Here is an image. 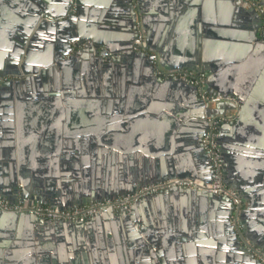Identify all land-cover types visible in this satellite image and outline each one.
I'll return each instance as SVG.
<instances>
[{"label": "water", "instance_id": "95a60500", "mask_svg": "<svg viewBox=\"0 0 264 264\" xmlns=\"http://www.w3.org/2000/svg\"><path fill=\"white\" fill-rule=\"evenodd\" d=\"M240 1L233 0L247 25L238 26L235 17L233 26L240 30L237 40L248 34L245 44L220 41L218 56L210 57L205 43L203 56L194 59L178 48L167 54L175 42L171 22L185 8L181 2L178 10L158 16L154 0H23L13 8L2 0L0 106L23 85L37 92L26 98L59 108L52 125L28 120L26 140L19 123L1 125L0 118V197L12 205L30 199L68 211L166 181L211 184L213 162L203 139L210 120L232 117L217 138L223 182L243 203L241 233L264 251L263 20L248 1ZM155 16L160 25L153 27ZM139 20L155 55L135 50ZM192 28L197 35V24ZM8 53L12 59H5ZM159 68L206 73L204 90L234 101L206 102L189 79L163 80ZM19 76L24 81L13 79ZM35 128L39 135L32 137ZM234 210L228 197L173 187L129 210H107L76 224L0 211V264H58L53 254L64 245L79 246L82 253L92 248L102 264L96 250L105 244L117 250L111 264H261L243 246ZM204 241L212 250L180 252ZM128 248L134 251L128 254Z\"/></svg>", "mask_w": 264, "mask_h": 264}, {"label": "crops", "instance_id": "0c3cea01", "mask_svg": "<svg viewBox=\"0 0 264 264\" xmlns=\"http://www.w3.org/2000/svg\"><path fill=\"white\" fill-rule=\"evenodd\" d=\"M9 1L10 7L13 8L14 6H19L23 0ZM258 1H260L264 6V0ZM178 2H181L185 8L180 10L178 16H175L173 22H171L172 24H176L174 31L175 36L173 38L175 39V42L168 45V55H172L174 50L176 51L178 48L179 53L183 55L190 54V58H192V54H194L196 58H193L197 59L203 56L204 51L206 50L204 44L206 43V47H209L207 52L211 55L210 57H213L218 56V51L221 49L219 46L220 41L221 43L235 45L245 44L248 34H242V37L237 40L236 32L239 33V37L240 30L236 29L233 24L236 17L235 22L237 25L245 28L247 25V16L238 11V6L234 4L233 0H154L152 11H157L158 16H160V11L164 12L166 10L167 12L172 9L178 10ZM2 4L3 2L0 0V6ZM155 17L157 20L152 22L153 27L160 25L158 17ZM192 24H197V35L194 34ZM153 32L154 42L160 46L163 42L160 38L161 35L159 34L158 29L153 28ZM177 33L180 34L177 35ZM5 59H12V54L8 53ZM15 79L20 82L24 81V77L20 76ZM36 90H38V88ZM9 93L14 99H5L3 101V105L0 106V118L2 119L1 125L14 124L17 128V124L19 123L20 134L23 140H26L24 135L31 133L27 131L28 126L25 124L28 123V120H31L30 122L34 124L41 123L42 120H45L50 125L56 122L57 119L54 113L56 114L58 112L59 106L57 103L44 102L38 98H26L27 95H37V92H33L30 87L27 88V86L23 85L15 86L11 91H9ZM44 113H49L51 115L47 119H43ZM29 114L32 116L31 118H28ZM13 116L14 119L12 120L11 117ZM22 124L24 125L23 130L21 129ZM38 132L39 130L37 128H35V130L33 129L32 137L38 136ZM13 235L16 236V233ZM211 247L212 245L209 244V241L208 244L204 241L203 244H189V247H186L188 249H183L180 252L195 250L202 253L212 250ZM86 248L88 247H84L85 251H87ZM91 249H89L86 253H82V249L79 246H59L56 249L58 254H53V257L58 258V264H89V262L91 264H97L92 256ZM133 251L134 249L130 250V248H128L125 252H128L129 254ZM96 254L101 258L102 264H111L112 259L117 256V250L116 247L105 244L104 246H99L97 248ZM57 260H53V263ZM20 261H22V259Z\"/></svg>", "mask_w": 264, "mask_h": 264}, {"label": "built area", "instance_id": "2783aa9c", "mask_svg": "<svg viewBox=\"0 0 264 264\" xmlns=\"http://www.w3.org/2000/svg\"><path fill=\"white\" fill-rule=\"evenodd\" d=\"M248 1L253 8H255L263 20V28L262 32V40L264 41V6L261 5L258 0H246ZM137 34L138 37L134 42L135 50L137 52L150 53L153 55V51L147 47L146 44V34L144 27L139 20L137 23ZM160 75L163 78H186L189 79L195 86L202 87V96L203 100L209 103L220 102L223 100H227L229 102H233V99H224L217 95H211L207 91L204 90V86L207 80L204 79L203 76L200 78L195 77L192 73L189 72H171L167 70L158 69ZM200 76V75H196ZM202 98V97H201ZM221 118V121L220 119ZM216 119L210 120V130L207 135L203 139V147L206 152L210 155L213 162V170H214V181L211 184H205L202 181L195 180H187V179H178L174 181H166L159 184L150 185L145 188L139 189L135 194L118 198L114 201H107L105 203H91L85 204L82 206L75 207L68 211H61L59 209H55L49 206H43L34 202L30 199L20 200L17 204H11L9 201L0 199V211L8 212V213H33L37 218L42 219L48 223H59V222H70L76 224L81 221H89L93 219L95 216L101 214L107 210L113 211H125L129 210L134 204L140 202L147 196L152 194H157L159 192L168 190L173 187L183 188V189H191L198 191H206L210 194L217 196L228 197L232 200L235 210L232 216V222L235 226L239 236L242 238L243 246L246 247L249 254L252 255L255 259L259 260L261 264H264V251H262L259 247L255 246L250 241L246 240V238L241 233V227L239 225V216L241 213V209L243 207V203L237 197L236 193H234L231 189L227 188L223 182V172H222V164H221V155L217 148V138L219 135V131L222 125L231 122L232 117L224 118L219 117ZM219 119V120H218ZM224 122H223V121Z\"/></svg>", "mask_w": 264, "mask_h": 264}, {"label": "rangeland", "instance_id": "374dc122", "mask_svg": "<svg viewBox=\"0 0 264 264\" xmlns=\"http://www.w3.org/2000/svg\"><path fill=\"white\" fill-rule=\"evenodd\" d=\"M260 36H262L261 34H262V32L260 31ZM153 55H155L154 53H153ZM157 65H158V58L157 59H155V66L157 67ZM162 70V69H161ZM164 70V69H163ZM184 72H187V71H183V73L182 74H184ZM157 73L159 74V72L157 71ZM189 73H192V75H194L195 77H197V78H200L201 76H203L204 77V79H206V77H207V75H206V73H196V72H194V71H192V72H189ZM161 74V73H160ZM196 75H200V76H196ZM20 77H23V76H20ZM7 78H9V77H7ZM14 78V77H13ZM15 79V78H14ZM25 79V78H24ZM163 80H168V79H166V78H163ZM4 81H7L5 78H4ZM196 87H197V89H198V93H199V97L201 98L202 97V99H203V96H202V87L201 86H198V85H196ZM220 102H225V100H223V101H220ZM220 119V121H221V118H219ZM218 119V120H219ZM223 121V120H222ZM224 122V121H223ZM224 124H225V122H224Z\"/></svg>", "mask_w": 264, "mask_h": 264}, {"label": "flooded vegetation", "instance_id": "af4514ba", "mask_svg": "<svg viewBox=\"0 0 264 264\" xmlns=\"http://www.w3.org/2000/svg\"><path fill=\"white\" fill-rule=\"evenodd\" d=\"M14 59H16V58H14ZM150 196H151V195H150ZM0 199H2V200H6V199L1 198V197H0ZM6 201H8V200H6ZM18 201H20V200L18 199ZM164 238H165V237H164ZM177 239H178V241L180 240V242H181L182 244H184V243L186 242V241H185V240H186L185 237H180V238H177ZM158 245L161 246L162 248H166V249L169 248V247H170V248L172 247L170 244H165V245H164L162 242H161V243H158ZM174 247H175V246H174ZM176 248H177V247H176ZM179 249L182 250L183 248L180 247ZM5 262H6V261H5ZM7 263H8V262H7Z\"/></svg>", "mask_w": 264, "mask_h": 264}, {"label": "bare ground", "instance_id": "6f19581e", "mask_svg": "<svg viewBox=\"0 0 264 264\" xmlns=\"http://www.w3.org/2000/svg\"><path fill=\"white\" fill-rule=\"evenodd\" d=\"M52 67H54V65H53ZM171 72H174V71H171ZM221 86H222V87H224V85H223V84H221Z\"/></svg>", "mask_w": 264, "mask_h": 264}]
</instances>
